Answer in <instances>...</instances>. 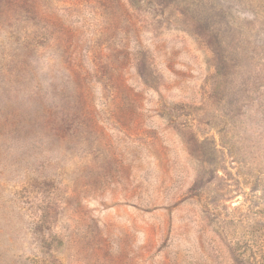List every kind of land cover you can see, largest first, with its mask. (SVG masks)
<instances>
[{"label": "rangeland", "instance_id": "obj_1", "mask_svg": "<svg viewBox=\"0 0 264 264\" xmlns=\"http://www.w3.org/2000/svg\"><path fill=\"white\" fill-rule=\"evenodd\" d=\"M0 264H264V0H0Z\"/></svg>", "mask_w": 264, "mask_h": 264}]
</instances>
